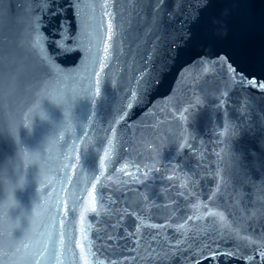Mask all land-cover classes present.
Returning a JSON list of instances; mask_svg holds the SVG:
<instances>
[{
  "label": "water",
  "instance_id": "obj_1",
  "mask_svg": "<svg viewBox=\"0 0 264 264\" xmlns=\"http://www.w3.org/2000/svg\"><path fill=\"white\" fill-rule=\"evenodd\" d=\"M262 84L264 0H0V264H264Z\"/></svg>",
  "mask_w": 264,
  "mask_h": 264
},
{
  "label": "snow or ice",
  "instance_id": "obj_2",
  "mask_svg": "<svg viewBox=\"0 0 264 264\" xmlns=\"http://www.w3.org/2000/svg\"><path fill=\"white\" fill-rule=\"evenodd\" d=\"M111 29V26H110ZM109 39H111V36L109 37ZM108 51V47L107 45L105 46V52ZM101 67H103V64L101 65ZM242 79V78H241ZM248 83L254 84L255 82L253 81H248ZM261 88H264V84L260 85ZM140 91V86L138 85L137 90L133 93V100L130 102L129 104V109L134 106L138 101L136 100V96L139 94ZM95 188V186H93ZM89 195L92 196L93 198V207H92V211H95V201H96V195L94 193H89ZM85 264H87V261L85 262Z\"/></svg>",
  "mask_w": 264,
  "mask_h": 264
}]
</instances>
